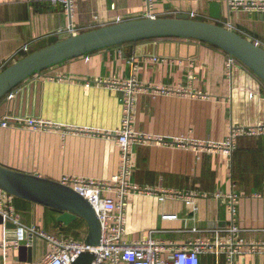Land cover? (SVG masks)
I'll list each match as a JSON object with an SVG mask.
<instances>
[{"label": "crops", "instance_id": "crops-1", "mask_svg": "<svg viewBox=\"0 0 264 264\" xmlns=\"http://www.w3.org/2000/svg\"><path fill=\"white\" fill-rule=\"evenodd\" d=\"M264 1V0H242ZM221 18L210 17V3ZM186 14L218 23L264 44V6H237L227 0H74L61 7L30 0H0V57L9 65L25 56L36 41L66 32L79 34L102 26L159 15ZM72 28V30H71ZM225 51L201 41L162 37L100 49L53 65L24 80L0 100V120L41 119L46 126L0 125V163L60 181L63 176L109 179L118 172L120 151L112 133L119 129L126 99L123 87L100 81L165 85L179 92L151 93L134 89L131 119L138 135L162 141L132 146L130 183L138 187L196 192L195 209L183 199L130 192L125 199L126 243L152 237L169 261L184 245L201 241L202 264H227L230 243L216 230L229 219L218 193L237 195L236 240L264 241V201L254 193L264 186V135H237L231 150L222 145L232 128L264 123V83L236 60L226 65ZM19 223L7 228L0 220V241H13L23 231L27 244L0 251V264H42L47 242L29 230L84 241L81 218L68 224L59 212L19 197L14 199ZM163 215H175L163 218ZM22 227V231L19 228ZM20 234V233H19ZM219 243V244H217ZM216 244L218 253L209 249ZM232 264H264V252L242 245Z\"/></svg>", "mask_w": 264, "mask_h": 264}, {"label": "built area", "instance_id": "built-area-1", "mask_svg": "<svg viewBox=\"0 0 264 264\" xmlns=\"http://www.w3.org/2000/svg\"><path fill=\"white\" fill-rule=\"evenodd\" d=\"M30 1L48 3L56 8L61 7L68 13H71L74 7V0ZM227 1L228 5L232 8L237 6H264V1ZM145 2L147 9L150 12L153 0H145ZM23 50L28 52L29 48L24 47ZM236 60L235 57L228 55L226 62L227 67L231 68ZM9 64V59H3L0 57V73L8 67ZM100 83L113 87H123L126 93L121 127L112 133L120 151V165L118 172L109 179H93L65 175L60 180L61 183L76 190L92 205L100 223V242L96 246H90L85 244L84 241L49 235L43 231H38L34 227H30L29 230L31 232L36 233L47 242L48 248L42 259V264H70L83 251L93 252L94 258L91 264H202L200 253L204 251L203 249L208 244L201 241L189 243L175 250L171 259L167 261L160 256L161 251L165 246L157 243L150 236L135 243H126L123 240L125 233V199L130 192L154 193L160 200H163L168 196L178 197L183 199L184 202L193 209H195L194 198L205 196L204 194H199L194 191L179 192L168 189L159 190L157 188L138 187L130 183L131 153L133 144L140 141H162L159 137L154 138L141 134L138 135L133 131L131 119L134 109V89L151 93H173L179 92L180 89L167 87L165 85L144 86L134 82L133 79L129 82L123 83L117 81H100ZM11 123L31 128H38L47 125L41 119L36 118H29L25 121L20 118L11 122L0 120V125L4 127ZM242 134L264 135V123L246 128H232L226 141L222 145L210 147L227 151L231 150L233 148L234 138L237 135ZM254 194L255 196L262 197L264 201V188L261 193ZM215 196L226 202L225 205L230 216L225 225L219 226L216 229L218 233L225 232L229 236L230 243L227 250V264H232L235 253L238 252L242 245H244L249 251L264 252V241L245 243L236 240L240 232L235 221L237 195L235 193H218L215 194ZM14 199V195L0 188V216L3 221L18 224V216L14 212ZM174 217L175 215H163V218ZM19 230L22 231V227H20ZM19 233L21 234V232ZM17 245L18 243L16 240L0 241V251L6 254L9 249L16 248ZM217 246L216 244H214V246L209 245L208 248L213 249L214 252L218 253L219 251L216 249Z\"/></svg>", "mask_w": 264, "mask_h": 264}, {"label": "water", "instance_id": "water-1", "mask_svg": "<svg viewBox=\"0 0 264 264\" xmlns=\"http://www.w3.org/2000/svg\"><path fill=\"white\" fill-rule=\"evenodd\" d=\"M210 17L221 18V7L210 3ZM162 37L193 39L211 44L235 57L264 83V44L215 22L197 20L186 14L159 15L122 21L79 34L66 32L36 41L28 53L0 73V100L27 78L53 65L103 48L137 43ZM0 188L8 193L59 212L64 224L81 218L87 225L84 243L96 246L101 228L90 202L72 187L36 173L24 172L0 163ZM2 221V217L0 216ZM7 228L16 224L5 221ZM12 238L22 252L27 244L25 233ZM94 254L81 252L70 264H91Z\"/></svg>", "mask_w": 264, "mask_h": 264}]
</instances>
